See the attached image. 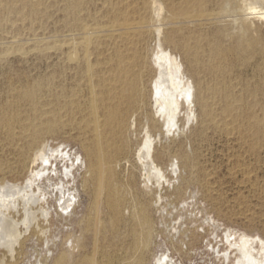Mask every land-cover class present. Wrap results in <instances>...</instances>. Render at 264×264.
Listing matches in <instances>:
<instances>
[{
    "label": "bare ground",
    "instance_id": "bare-ground-1",
    "mask_svg": "<svg viewBox=\"0 0 264 264\" xmlns=\"http://www.w3.org/2000/svg\"><path fill=\"white\" fill-rule=\"evenodd\" d=\"M17 1L22 3L13 6L17 12L27 5L36 14L40 11V0H13ZM76 2H69L58 18L50 46L39 45L43 38L33 39L41 54L51 48L56 57L54 106L50 111L40 106L42 82L24 87L16 102L0 106V128L13 155L12 162L0 161V246L10 256H4L0 264L16 260V246L23 243L22 227L36 231L38 214H49L44 207L50 201L41 198L37 180H60L57 207L69 210L73 206L71 211L77 207L76 188L69 184L76 179L72 166L80 159L85 166L81 183L92 199L88 215L76 221L77 227L98 231L101 225L104 264L112 262L113 243L123 248L125 264H149L148 254L159 232L154 218L162 208L159 191L176 176L181 182L174 193L182 197L188 180L181 166L192 170L196 164V153L188 149L186 124L192 122L190 131L195 120L202 129L227 124L234 99L228 75L262 41L252 35V26L264 22V0H116V9L102 22L89 21L83 13L75 16L73 9L83 5ZM208 26L210 31L204 32ZM8 43L19 46L21 40L14 36ZM73 71L87 80L84 98L70 85ZM22 102L33 112L26 119L18 109ZM77 114L81 118L73 120ZM65 119L85 134L81 158L47 139L62 129ZM253 126L259 133L258 121ZM19 168L30 175L16 177ZM102 204L107 212L98 220ZM207 234L208 229L184 231L171 242L173 250L190 258ZM224 234L225 242L213 245V258L221 264H264L253 239L244 234L237 238L231 231ZM65 238L83 249L82 238L75 232ZM74 251L64 246L54 264L72 262ZM86 262L94 264L87 255L74 260L75 264ZM154 264L180 263L163 253Z\"/></svg>",
    "mask_w": 264,
    "mask_h": 264
},
{
    "label": "rangeland",
    "instance_id": "rangeland-1",
    "mask_svg": "<svg viewBox=\"0 0 264 264\" xmlns=\"http://www.w3.org/2000/svg\"><path fill=\"white\" fill-rule=\"evenodd\" d=\"M71 1L82 2L83 5L73 9V13L75 16L83 13L89 21H105L110 15L107 13L116 9V0H40V11L36 14L31 5L23 6L21 12H17L12 8L14 5L21 6V2H0V57L5 53V56L0 58V106L16 102L24 87L38 82H42L45 87L40 94V106L48 111L54 106L55 88L52 77L56 57L52 56L51 48L41 54L33 39L43 38L38 42L39 45L45 43L50 46L57 20L62 18ZM172 1L178 3L180 0ZM252 27V35L261 37L262 41L257 43L253 51L246 52V60L238 63L228 75L234 99L232 98V116L227 124L202 129L195 120L191 131L189 128L192 122L185 126V132L190 136L187 140L188 149L196 153V164L192 170H184L181 166V173L188 180L182 197L174 193V189L181 182V178L176 176L171 179L168 176L170 184L164 183L161 192L159 191L162 195V208L154 217H157L159 232L157 243L148 254L149 264H154L156 258L163 253L173 256L180 264H221L212 257V248L213 245L221 246L225 242L224 233L230 231L237 238L244 234L253 239L258 257L261 253L264 257V22H256ZM210 29L209 26L204 27L203 31L208 32ZM14 36L21 40L19 46L12 47L8 43ZM177 53L180 56V52ZM188 75L195 81L190 73ZM69 82L71 86L78 88L84 98L87 80L83 74L73 71ZM18 109L23 119L33 113L31 106L24 102L19 103ZM80 118L81 114H77L73 120ZM65 121L62 129L47 135V139L53 145H61V148H66L72 155L76 154L81 158L84 154L82 140L85 134L75 122L69 124V120ZM257 121L259 133L253 126ZM4 132L5 130L0 128V161L7 163L12 162L13 155L12 146L5 139ZM175 135L180 138L179 131H176ZM174 161L177 162L176 159ZM58 163L60 171H64V162L59 159ZM72 169L76 179L69 186L74 184L76 188L74 202L77 207L73 211V206L69 210L60 205L57 207L56 183H60V180H37L36 184L42 191L41 198L50 201L44 207L49 214H38L36 231L26 232L22 227L23 243L21 247L16 246V260L12 264H54L64 246L75 250L74 260L87 255L89 259L92 258L94 264H104L101 225L99 224L98 231H86L76 225L77 220H82L88 215L92 194L81 183L85 170L81 159L76 160ZM20 175L29 176L30 171L19 168L16 177ZM136 176L140 177L138 169ZM23 180L19 182L22 183ZM106 212V207L102 204L97 219L104 218ZM194 228H198L202 233L208 229L207 237L202 246L192 251L190 258L182 257L173 250L171 242L180 238L184 231L190 233ZM73 232L81 236L84 243L82 250L72 243L71 238H65L68 233ZM184 247L186 248V245ZM110 251L111 264H125V253L121 246H115L113 243ZM4 256L10 258L8 250L0 246V263ZM74 260L65 264H75Z\"/></svg>",
    "mask_w": 264,
    "mask_h": 264
}]
</instances>
